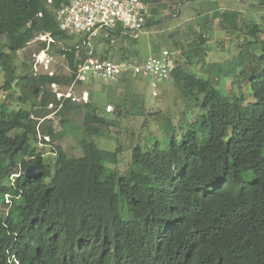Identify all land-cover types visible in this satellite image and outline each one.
I'll return each mask as SVG.
<instances>
[{
  "label": "trees",
  "instance_id": "16d2710c",
  "mask_svg": "<svg viewBox=\"0 0 264 264\" xmlns=\"http://www.w3.org/2000/svg\"><path fill=\"white\" fill-rule=\"evenodd\" d=\"M67 1L0 0L1 89L16 81L17 101L29 105L14 110L0 103V264H264V16L244 26L236 11L198 14L183 35L185 46L173 43L182 57L172 78L185 104L178 125L166 122L164 146L162 139L132 147L120 174L106 166L116 165L119 149H99L91 140L110 137L124 102L109 101L111 117L89 101L57 100L49 90L70 86L76 64L88 58L86 38L67 36L55 23V10ZM215 19L225 35L248 36L224 64L205 62ZM154 24L151 17L145 25ZM40 34L53 41L40 42L42 50L61 46L57 54L68 73L34 76L29 65L28 74L14 76L16 53ZM103 35L90 44L108 49L119 37L118 31ZM135 43L127 40L121 61L135 53ZM100 59H109L107 50ZM193 64L199 73L186 69ZM218 79L246 86L250 101L244 94L226 98L215 87ZM131 80L120 79L127 87ZM48 105L63 127L70 112L83 111L81 133L91 139L80 140V157L56 146L48 162L38 152L39 139L48 145L62 133L44 126ZM130 109L141 114L133 103ZM30 166L39 177H24Z\"/></svg>",
  "mask_w": 264,
  "mask_h": 264
},
{
  "label": "rangeland",
  "instance_id": "374dc122",
  "mask_svg": "<svg viewBox=\"0 0 264 264\" xmlns=\"http://www.w3.org/2000/svg\"><path fill=\"white\" fill-rule=\"evenodd\" d=\"M149 8L153 10L151 17L155 24L150 28H145L144 33L136 39L133 47L135 53H126L125 62L140 63L147 57L158 54L162 49L170 50L174 53L175 59H180L182 57L181 53L178 48L173 46V43L178 42V44L184 47L183 35L187 27L200 13L211 16L212 12L210 10L212 9H216L218 13L224 11L238 12L244 26L254 22L258 23L261 21V17L264 16V7L259 4L258 0H195V2L185 0L181 4L170 0H155L154 3L149 4ZM217 22L218 20L215 19L209 24L205 62L224 64L225 61H230L236 54V45L248 40V36L245 31L234 33V35H225L217 29ZM101 35L95 39L101 40L105 37L103 34ZM261 38L263 37L261 36ZM41 41L43 40L33 39L22 50L16 53L11 64L14 76L28 74L25 66H32L35 58L39 59L40 62L43 61L42 67L47 66L48 72L53 75H65L68 73L64 58L57 54L61 46L55 45L53 48L49 47L42 54V49L40 48ZM95 42L89 43V46L86 47V50H89V54L92 53V49H95L96 55L93 58L100 59V56H103L107 50L108 60L114 62L121 61L119 58L120 50L127 49L129 46L127 40L122 37H114V40L111 42L112 47L110 46L108 49L107 44L104 43H98L95 48ZM4 45L5 38L4 36H0V47ZM154 49L157 51L156 53L152 52ZM4 51H7V49L4 48ZM186 69L199 73V65L197 64L187 66ZM41 71L42 74L44 71ZM4 79V74L0 70V103L8 109H28L29 105H22L17 101L20 92L15 85L16 81L9 89H1ZM131 79V85L128 87L118 79L115 82L104 83L96 81L73 88V95L80 100L82 92L86 91L88 95L87 102H91L101 114L103 110L106 112V106L110 104L109 101L111 99L124 102L121 115L118 117L117 127L109 130L110 137L107 139L91 140L99 149L109 151L119 149L116 165L106 166L115 169L120 174L124 173L128 167L132 147L136 145L147 146L153 140H158L162 143V139V146H164L167 140V138L164 139L166 122L170 121L175 126L178 125V121L185 110L182 96L174 85L172 77L158 84L154 91L151 89V82L148 83L147 80L136 77H131ZM57 86L59 87L58 92L66 93V86ZM215 87L226 98H233L244 94L246 98L245 104L250 101L248 89L244 85H232L228 79H218ZM49 90L52 93L51 88ZM153 92L156 93L155 96H152ZM131 103L135 105L136 110L140 108L141 114H132L130 109ZM75 104L81 106L83 102L78 101ZM110 106L112 107V111L106 113L112 117L115 110L112 105ZM44 111L48 114L46 116L47 121L43 122L44 126L51 127L57 133H62L53 142L48 143V145L42 144L39 139L36 144L38 152L42 153L43 158L48 162H52L51 149L56 146L60 147L69 156L80 157L82 155L79 148L80 140L82 138L91 139L81 133L83 111L70 112L65 118L67 120L65 127L60 125V118L52 113L51 105H48ZM192 116V113H186L187 118H191ZM45 142L47 141L45 140ZM0 212H3L1 206Z\"/></svg>",
  "mask_w": 264,
  "mask_h": 264
},
{
  "label": "built area",
  "instance_id": "2783aa9c",
  "mask_svg": "<svg viewBox=\"0 0 264 264\" xmlns=\"http://www.w3.org/2000/svg\"><path fill=\"white\" fill-rule=\"evenodd\" d=\"M50 4L51 0H47ZM151 17L150 9L143 0H68L54 12V20L58 29L68 36L86 38L87 41L102 33L118 31L124 39H138L145 30L146 22ZM51 42L48 35L38 37ZM33 71L37 73L41 66L38 59L33 62ZM175 68L174 53L163 49L156 56H149L140 63L114 62L89 57L80 61L74 71V81L66 93L58 92V87L52 85L58 99L66 98L71 102L80 99L73 95V88L78 84L94 81L115 82L123 76L140 78L152 83L154 91L158 84L169 80ZM43 71H47L44 66ZM48 74H51L50 72ZM150 86V85H149ZM156 93L153 92L152 96ZM81 100L87 101V93L81 94ZM112 107L106 106L110 113ZM6 203L8 197L6 196Z\"/></svg>",
  "mask_w": 264,
  "mask_h": 264
},
{
  "label": "clouds",
  "instance_id": "9594fccd",
  "mask_svg": "<svg viewBox=\"0 0 264 264\" xmlns=\"http://www.w3.org/2000/svg\"><path fill=\"white\" fill-rule=\"evenodd\" d=\"M148 6H149V5H148ZM149 9H150V8H149ZM150 11H151V9H150ZM150 14H151V12H150ZM150 18H151V17H150ZM150 18H149V19H150ZM149 19H148V20H149ZM148 20H147V21H148ZM145 28H146V27H145ZM102 34H103V33H102ZM43 35H48V34H40V35H38V36H37L36 38H34V39H38V37L43 36ZM100 35H101V34H100ZM48 36H49V35H48ZM67 36H68V35H67ZM76 37H77V36H76ZM49 38H50V36H49ZM50 39H51V38H50ZM93 39H95V38H93ZM91 40H92V39H90L89 41L86 40V41L88 42L87 46H89V43H90ZM126 40H132V39H126ZM41 42H46L47 44H49V43H51V42H53V41H52V39H51V42H48L47 40H43V41H41ZM162 50H163V49H162ZM167 50H168V49H167ZM43 51H47V48L44 49V50H42V52H41L42 54H44ZM160 51H161V50H160ZM160 51H159V53H160ZM169 51H170V50H169ZM159 53H158V54H159ZM158 54H156V55H158ZM156 55H152V56H156ZM89 57L93 58V56H91V54L88 53V58H89ZM88 58H87V59H88ZM147 58H148V57H147ZM35 59H36V58H35ZM35 59H34V60H35ZM94 59H95V58H94ZM38 60H39V59H38ZM99 60H101V59H99ZM33 62H34V61H33ZM39 62H40V60H39ZM118 62H119V61H118ZM123 62H125V61H123ZM141 62H142V61H141ZM42 63H43V61L40 62V66H41V68H40V70H39L37 73H35V72L33 71V67H32V66H33V63H32L31 68H32V72H33L34 76H35V75H48V76H52V75H53L52 73H51V74H48V73H49V72H48V69H47V71H44V72L41 74V72H42L41 70H43L42 68L44 67V66L42 67ZM78 63H79V62H78ZM78 63H77V64H78ZM136 63H139V62H136ZM77 64H76V65H77ZM174 64H175V56H174ZM45 67L47 68V66H45ZM75 67H76V66H75ZM74 71H75V70H74ZM127 77H130V78H131V76H127ZM171 77H172V76H171ZM121 78H122V77H121ZM121 78H120V79H121ZM139 79H140V78H139ZM142 80H143V79H142ZM73 81H74V80H73ZM94 82H96V81H94ZM100 82H101V81H100ZM72 83H73V82H72ZM104 83H105V82H104ZM87 84H89V83H87ZM53 85L57 86L56 84H53ZM79 85H85V84H78L77 86H79ZM51 86H52V85H50V88H51V90H52V93H53V94L55 95V97H56V94H55V92H54V90H53V88H52ZM57 87H58V86H57ZM69 87H70V86H67V89H68ZM58 90H59V87H58ZM85 92H86V91H85ZM86 93H87V92H86ZM87 98H88V95H87ZM56 99H57V100H61V99H64V100H65L66 98H62V97H61L60 99H58V98L56 97ZM69 100H70V99H69ZM80 101H82V100H80ZM82 102H83V101H82ZM86 102H87V101H86ZM86 102H83V103H86ZM72 103H75V102H72ZM45 140L47 141L48 139L45 138ZM19 175H20V173H19V174H14V175H12V176H11V181H12L14 178L18 177ZM23 175H24V174H23ZM11 183H12V182H11ZM6 196L8 197V202H7V203H6V198H5ZM10 202H11L10 196H9V195H5V196H4V203H6V204H10Z\"/></svg>",
  "mask_w": 264,
  "mask_h": 264
},
{
  "label": "water",
  "instance_id": "95a60500",
  "mask_svg": "<svg viewBox=\"0 0 264 264\" xmlns=\"http://www.w3.org/2000/svg\"><path fill=\"white\" fill-rule=\"evenodd\" d=\"M40 176V172L36 167L30 166L24 172V177L27 179H34Z\"/></svg>",
  "mask_w": 264,
  "mask_h": 264
}]
</instances>
